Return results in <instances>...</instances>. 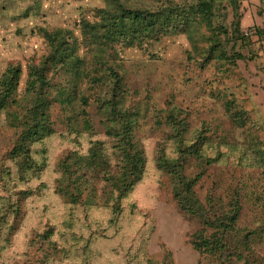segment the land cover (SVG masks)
<instances>
[{"label": "rangeland", "instance_id": "1", "mask_svg": "<svg viewBox=\"0 0 264 264\" xmlns=\"http://www.w3.org/2000/svg\"><path fill=\"white\" fill-rule=\"evenodd\" d=\"M120 1L154 11L196 0ZM235 3L216 0L213 30L203 26V39L173 32L142 47L115 44L99 62L80 23L97 20L94 9L105 0H0V74L21 66L19 98L28 65L50 49L42 29L70 30L85 60L76 80L61 69L48 72L53 133L33 145L35 171L24 177L10 157L19 129L0 111V264H264V36L252 30L264 24V0ZM211 33L220 46L208 54ZM236 53L243 59L233 60ZM109 68L122 78L120 116L106 104L114 95ZM124 118L146 165L120 212L111 211L102 172H85L92 192L67 202L57 191L61 161L86 154L98 140L116 173L119 141L111 132ZM180 140L183 151L202 142L198 155L182 154V171L199 174L194 191L206 208L212 203L209 215L228 210L235 198L240 205L234 229L223 234L224 248L214 252L193 245L197 232L208 237L214 229L180 210L171 174L157 167L161 149L169 158L179 155Z\"/></svg>", "mask_w": 264, "mask_h": 264}, {"label": "trees", "instance_id": "2", "mask_svg": "<svg viewBox=\"0 0 264 264\" xmlns=\"http://www.w3.org/2000/svg\"><path fill=\"white\" fill-rule=\"evenodd\" d=\"M231 1L236 5V0ZM215 2L216 0H196L187 6L170 5L152 11L147 8L127 6L120 0H105L103 7L94 9L97 20L81 21V34L88 41L89 46L93 47L95 59L99 62H103L105 52L115 44L142 47L150 41H157L161 36L173 32H184L190 39H194L196 36L201 39L205 38L200 33L203 26L213 30L212 16ZM238 25L239 23H236V28ZM252 30L256 35L264 36V24L261 27L252 26ZM42 34L50 49L38 63L28 65L22 98L18 97L21 66L19 64L8 65L0 74V111L7 110L10 125L19 129L10 150V157L23 177L29 171H35L34 166L37 161L32 155L33 145L53 133L49 113L51 98L48 92L50 86L48 72L52 68L61 69L71 74L76 80L82 77L85 63V60L78 56L79 43L70 30L60 28L48 31L42 29ZM211 34L206 36L210 40L208 54L218 51L220 46L219 39L213 37V33ZM223 53L224 51L220 49L217 56L221 58ZM232 59H243V56L236 53ZM109 71L113 78L114 95L106 104L109 105V113L112 116H120L121 112L117 108L116 96L120 92L122 78L113 69L109 68ZM60 92L57 99L63 102L65 101L63 96L65 98L68 93L64 89ZM82 113L84 116L86 115L85 110H82ZM111 133L119 141L120 165L118 171L114 173L109 170L102 142L93 141L86 154L74 152L61 161L58 169L60 175L57 191L67 202L77 204L85 190H89L88 192L93 190L87 178H83L85 172L90 171L94 174L102 172L107 198L111 201L109 206H111L112 213L116 215L121 210V200L127 197L133 187L143 178L146 158L141 149L131 140L130 120L122 123L119 131ZM181 144V140L178 141L177 152L179 155L176 157L172 155V158H169L164 153V149H161L157 157V167L171 174L173 193L180 210L186 216L199 218L204 225L214 229L208 237L199 230L193 245L201 252H214V250L224 248L223 234L227 230L234 229L240 205L235 198L228 203V210L213 216L209 215V210L213 208L212 203L209 208H206L194 191L199 174L186 176L182 171L184 160L182 154L198 155L200 145L196 146L193 143L186 146V150L183 151ZM70 166L74 169H71ZM3 170L0 168L1 173ZM72 170L73 172H71ZM78 170H82V172L76 174ZM7 173L8 171H5V174ZM73 174L74 178L71 177ZM89 204L93 203L89 202ZM2 220L0 215V222ZM110 220L113 221L114 218L112 217Z\"/></svg>", "mask_w": 264, "mask_h": 264}]
</instances>
